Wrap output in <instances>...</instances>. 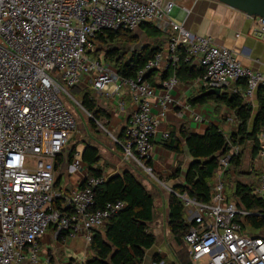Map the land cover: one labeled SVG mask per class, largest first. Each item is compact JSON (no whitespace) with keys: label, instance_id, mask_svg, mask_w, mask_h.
I'll use <instances>...</instances> for the list:
<instances>
[{"label":"built area","instance_id":"built-area-1","mask_svg":"<svg viewBox=\"0 0 264 264\" xmlns=\"http://www.w3.org/2000/svg\"><path fill=\"white\" fill-rule=\"evenodd\" d=\"M175 4V0H0V264H42L37 241L51 226L69 236L81 233L90 242L94 231L125 205L116 200L93 208L94 189L108 176L88 171L77 187L62 195L64 201L54 203L60 196L54 191L55 163L77 127L60 92L82 86L108 98L126 90L133 106L122 139L114 140L123 160L151 174L147 160L158 116L174 101L177 47H184L187 61L203 68V88L222 90L243 81L240 93L248 100L264 87L263 72L244 66L232 50L208 35L193 34L176 20ZM156 21L168 26L166 49L155 53L134 77L119 75L102 57L88 53L97 34L117 29L136 33L141 24ZM254 33L264 42V18L257 17ZM163 64L164 70L172 71L160 80L157 94L145 76ZM118 105L122 108L123 101ZM154 106L159 115H154ZM167 137L168 131L162 132L161 140ZM238 152V146L230 145L227 155L219 158L208 201L169 188L184 207L189 228L182 239L192 264H264V235L236 220L249 212L238 209L226 194L224 172ZM257 156L253 194L264 199V130ZM82 164L81 152L74 150L67 172H78Z\"/></svg>","mask_w":264,"mask_h":264},{"label":"trees","instance_id":"trees-1","mask_svg":"<svg viewBox=\"0 0 264 264\" xmlns=\"http://www.w3.org/2000/svg\"><path fill=\"white\" fill-rule=\"evenodd\" d=\"M139 28L144 30L149 37L154 38L161 35L155 23H143ZM137 36L135 32L125 29L97 34L92 40L94 48L88 53L96 58L102 57L105 62L116 69L119 75L134 77L146 61L161 51L164 48L163 44H166L165 39H155V43L152 45L145 43L139 48H134L131 45H136ZM167 40L168 31L166 32ZM119 43L128 44V50L124 51L116 46ZM176 53L178 61L173 70L178 79L190 80L203 75L202 67L185 59L186 53L183 46L177 47ZM154 71L147 73L145 78L151 80ZM171 71V69L164 70L161 78H166ZM238 83L241 87L244 86L243 81ZM70 90L80 92V105L89 113L88 123L91 126L95 127L96 123H100L103 119L108 124L110 117L108 110L98 103L97 97L93 94L97 93L96 91L80 86L71 87ZM256 95L258 106L255 112H253L251 104L238 91L221 92L216 95L208 92V89L202 88L198 95L189 98L190 103L193 104L213 100L227 105L234 112L238 125L229 134H225L214 125H209L201 134L193 133L184 127L178 131V135L168 131V137L162 141L163 146L180 156L183 153V143L181 142L183 140L192 157L184 173L183 183L172 187L174 192L186 194L198 201H208L219 158L227 155L230 145L239 147L246 141H251V153L253 156L257 155L259 134L264 130V87H259ZM123 132L124 127L120 136H116V138L122 139ZM74 150V148L70 149L69 160H71ZM241 153L239 151L230 158L229 168L232 165L234 167L241 165ZM100 159L101 155L97 147L90 143H83L81 161L86 164L90 175L102 173L100 167L95 166ZM62 162L63 156H59L55 167ZM180 169V163H178L172 177H177L180 174ZM59 181L60 178L57 177L54 187L59 184ZM254 184L235 182L231 198L235 200L238 209L249 212V214L237 215L236 220L243 223L244 226H248L252 232H262L264 231V199L253 194ZM174 192L169 193L167 227L172 236L182 238L187 232L189 224L185 221L182 202ZM67 194L68 191L60 192V196L54 198V203H60L63 199L61 196ZM116 200H121L125 205L110 217L103 228L94 231L89 242L92 255L85 261V264H141L145 250L155 243V235L149 229V223L155 218L153 194L130 170H122L108 176L94 189L93 208H101L106 202Z\"/></svg>","mask_w":264,"mask_h":264},{"label":"crops","instance_id":"crops-1","mask_svg":"<svg viewBox=\"0 0 264 264\" xmlns=\"http://www.w3.org/2000/svg\"><path fill=\"white\" fill-rule=\"evenodd\" d=\"M175 3L173 17L183 21L185 27L193 34L212 37L216 44L232 50L241 64L264 73V42L254 33L257 17L248 16L217 0H175ZM155 26L160 30L161 35L152 37V39H165L166 42L167 28L156 23ZM139 30L140 33L145 34L144 30ZM163 47L162 50H165V43ZM192 64L199 66L195 62ZM164 67L165 64L159 69H155L151 80L148 79L156 87L157 94L161 91L160 80H162L161 74ZM202 88L200 77L190 80L177 78V84L171 90L173 104L166 108L163 116H158L160 119L152 140V153L147 160V164L152 169L151 174L132 162L123 160L121 150L114 140V137L120 136L133 106L127 91L123 90L121 95H111L108 98L98 93L100 97H97L98 103L109 109L110 117L106 140L102 145L99 143L92 144L98 148L101 155V159L95 166L100 167L106 176L122 170H130L154 197L155 218L152 222L158 229L151 231L155 235V243L145 250L141 264H191L189 250L187 249L186 254L182 252L176 241L177 237L171 236L169 232L167 221L169 188L172 189L176 184L183 183L184 173L192 157L189 155L183 140H181L183 153L180 156L174 151L166 149L162 144L161 134L164 131H171L178 135V131L182 127L193 133L201 134L209 125L217 126L225 134H229L238 125L234 112L223 103L213 100L196 104L190 103L189 98L198 95ZM242 88L238 82H234L224 87L221 92L238 91L240 93ZM120 100L123 101L122 108L118 105ZM246 101L251 104L253 112H255L258 106L257 95L255 94ZM153 113L159 115L158 107H153ZM195 116H198L199 119L196 120ZM81 147L76 150L81 152L83 144ZM69 161L68 159V164ZM178 163L181 167L180 174L177 177H172ZM82 165V168L76 173L69 174L66 172L64 175L56 176V178H60L59 184L54 189L56 193L66 192V190L69 192L77 187L88 171L86 164L83 163ZM62 201L64 200L62 199ZM159 213L161 216L165 215L166 235L168 236H156L157 232L161 234L163 227V222L157 217ZM37 246L42 264H69L73 260L86 261L92 255L89 242L84 239L83 234L69 236L67 232H57L53 226L41 234Z\"/></svg>","mask_w":264,"mask_h":264},{"label":"rangeland","instance_id":"rangeland-1","mask_svg":"<svg viewBox=\"0 0 264 264\" xmlns=\"http://www.w3.org/2000/svg\"><path fill=\"white\" fill-rule=\"evenodd\" d=\"M154 24V23H153ZM156 24H161L162 26L166 27L168 30V26L165 22L163 21H156ZM140 28L136 30L137 33V43L136 45H131L134 48H139L142 44L148 43L150 45L155 43V40L152 39V37H149L148 35H145L144 33H140ZM118 43V42H117ZM116 46H119L122 50L126 51L128 50V44H116ZM92 56V55H91ZM94 57V56H92ZM59 83L63 84L62 80L60 79V74L58 77ZM82 87V86H80ZM84 88V87H82ZM75 90H77L75 88ZM75 90L71 91L70 89L67 90L66 93L60 92L59 97L67 107V109L73 114L74 118L76 119V129L71 132L70 135V141L69 144H67L62 153L64 156L63 162L60 163L56 169H55V179L56 176L65 174L67 172L68 168V155L70 149L74 148L80 149L82 148L81 145L83 143H99L102 145L104 141L106 140V133L108 130V124H106L105 120H101L100 123H96V126L93 127L88 123L89 119V113L85 111L82 106L80 105V92H76ZM94 96L99 97L97 93H93ZM102 106V104H101ZM103 107V106H102ZM107 109V107H104ZM117 108V107H116ZM109 111V109H107ZM107 138V137H106ZM251 147H252V142L251 141H246L243 145H240L238 147V151H241V165L238 167H234L233 165L230 166L229 170L227 172H224V177L226 180V194L229 199H232V191L235 182H242L245 184H254L256 182V178L258 176V165H259V158L258 156H253L251 153ZM140 168V167H139ZM157 183V180H155ZM256 185V184H254ZM55 189V187H54ZM56 192V190H54ZM68 191V190H66ZM158 220L163 222V227H162V232L159 234L157 232L156 236H168L166 235V224H165V215L161 216L159 213L157 215ZM243 225V223H241ZM149 228L151 231H157V226L153 222L149 223ZM248 234H252L250 231H247ZM261 235H264V231L258 232ZM172 236V235H171ZM180 249L182 250L183 253H187V245L185 241L177 237L176 238ZM189 250V249H188ZM190 263L192 264L191 259Z\"/></svg>","mask_w":264,"mask_h":264},{"label":"water","instance_id":"water-1","mask_svg":"<svg viewBox=\"0 0 264 264\" xmlns=\"http://www.w3.org/2000/svg\"><path fill=\"white\" fill-rule=\"evenodd\" d=\"M218 2L245 13L248 16L264 18V0H217ZM208 92L220 94L221 89L211 88Z\"/></svg>","mask_w":264,"mask_h":264}]
</instances>
